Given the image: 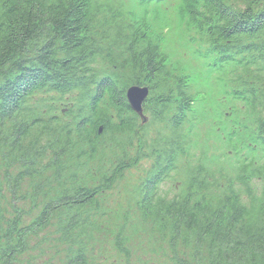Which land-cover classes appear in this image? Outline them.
I'll return each instance as SVG.
<instances>
[{
    "label": "trees",
    "instance_id": "16d2710c",
    "mask_svg": "<svg viewBox=\"0 0 264 264\" xmlns=\"http://www.w3.org/2000/svg\"><path fill=\"white\" fill-rule=\"evenodd\" d=\"M175 12L193 29L195 55L224 96L245 107L242 119L232 108L226 139L234 156L246 153L233 175L188 163L187 192L169 199L160 186L188 157L197 98L163 38L149 37L150 22L135 28L112 10L103 18L94 0H0V264H131V222L110 233L101 212L138 159L89 173L103 135L134 129L130 86L149 89L144 112L165 117L176 105L137 203L145 220L169 226L168 264H264V0H179ZM98 60L111 70L130 67L132 84L102 75ZM41 90L85 95L76 111L39 114L29 101Z\"/></svg>",
    "mask_w": 264,
    "mask_h": 264
},
{
    "label": "rangeland",
    "instance_id": "374dc122",
    "mask_svg": "<svg viewBox=\"0 0 264 264\" xmlns=\"http://www.w3.org/2000/svg\"><path fill=\"white\" fill-rule=\"evenodd\" d=\"M102 7L101 16L108 18L110 11H119L122 14L120 22L134 24L139 27L141 21H149L151 30L149 37L156 40L163 38L166 51L170 54L173 62L180 63L184 67V73L191 76L194 93L198 94L196 111L198 122L190 139L188 157L180 160L179 169L172 174L169 180L160 186L161 194L167 198L186 193L185 168L187 164L203 163L209 167L223 169L227 174L235 172L236 160L245 155L242 151L238 156L230 152L226 139L227 132L233 130V118L229 110L239 107L243 113L238 116L242 119L246 116V109L241 104L232 103L224 96L225 88L220 87L217 77L210 75L203 61L195 56L197 49L195 43L189 39L195 37L192 28L183 23L175 12L179 0H168L161 5H151L145 9L139 6L138 0H94ZM102 18V19H103ZM95 69L102 75L116 73L120 83L132 84L135 75L127 69L114 70L106 63L97 61ZM186 71V72H185ZM101 75V76H102ZM93 92V91H92ZM80 91H74L70 95H59L56 92L41 90L29 101V108H41L39 114L47 109H60L66 115L68 110L76 111V106L82 99ZM90 96V94H89ZM169 112L165 117H157L155 111L144 112L148 117L143 124L139 117H135L134 129L125 133H108L99 140L98 155L89 167V173L95 174L102 171L111 172V169L119 163L122 157L128 156L138 159V165L130 168L122 180L118 181L111 192L107 193L103 200L101 217L106 221V228L110 233L118 231V225L125 218L131 222L130 229H126V238H131L132 256L131 264H168L166 258L167 243L165 233L169 226L164 223H156L153 219L145 220L137 209L139 201V189L151 172L155 148L160 149L162 139L169 135V122L173 119L176 105H170ZM115 115V112H111ZM229 113V115H228ZM79 114H74L75 118ZM161 115V114H160ZM132 117V116H129ZM117 123L119 119L115 120ZM72 125L75 122L71 123ZM88 149L87 146H84ZM78 148L74 149L76 152ZM96 185V182L90 183ZM256 189L257 183H254ZM7 203H12L11 196L7 193ZM128 222V223H129ZM155 225L157 229L154 228ZM167 231V232H166ZM115 255H112V259ZM119 264H127L122 258ZM105 264H113L107 262Z\"/></svg>",
    "mask_w": 264,
    "mask_h": 264
},
{
    "label": "water",
    "instance_id": "95a60500",
    "mask_svg": "<svg viewBox=\"0 0 264 264\" xmlns=\"http://www.w3.org/2000/svg\"><path fill=\"white\" fill-rule=\"evenodd\" d=\"M148 94L149 90L147 88H142L138 86H133L129 88L126 94L128 104L130 105L131 109L137 114H139L144 122L146 121V119L143 116L142 106Z\"/></svg>",
    "mask_w": 264,
    "mask_h": 264
}]
</instances>
